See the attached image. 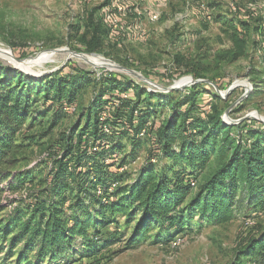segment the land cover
<instances>
[{
	"label": "trees",
	"instance_id": "1",
	"mask_svg": "<svg viewBox=\"0 0 264 264\" xmlns=\"http://www.w3.org/2000/svg\"><path fill=\"white\" fill-rule=\"evenodd\" d=\"M239 12L212 17L219 24L216 41L227 43L211 56L216 67L245 58L264 29V17L252 21ZM87 19L80 41L87 52H96L101 30L92 12ZM60 71L34 77L0 63V239L15 256L14 264H30L29 259L69 264L76 253L96 255L103 244L119 240V228L110 227V218L118 216L134 222L125 240L129 246L152 231L169 244L186 235L194 217L201 227L224 225L239 208L250 215L264 211V122L224 123V110L213 98L218 95L210 97L202 83L171 100V91L146 90L115 74L100 82L85 70ZM260 81L264 84V78ZM89 85L85 121L63 134L60 154L37 181L21 167L31 142L26 129L49 112L75 113ZM70 105L72 112L64 109ZM163 107L168 115L152 126L149 115ZM142 152L144 160L130 169ZM114 154L121 155L118 165H127L123 172L111 160ZM227 264H264V229L246 236Z\"/></svg>",
	"mask_w": 264,
	"mask_h": 264
},
{
	"label": "rangeland",
	"instance_id": "2",
	"mask_svg": "<svg viewBox=\"0 0 264 264\" xmlns=\"http://www.w3.org/2000/svg\"><path fill=\"white\" fill-rule=\"evenodd\" d=\"M230 2L252 21L264 17V0H0V63L34 77L54 70H62V74L81 69L101 82L105 76L115 74L161 93L178 85L169 90L171 100H177L192 84L202 83L206 94L218 95L219 98H213L216 106L224 110L221 115L224 122L238 123L244 118L264 122V84L260 81L264 76V29L256 33L257 45L249 49L245 58L216 67L211 57L227 46L226 42L216 41L219 24L212 17L227 12ZM107 5H111L118 23L116 29L105 19L103 9ZM89 12L101 30V46L96 52H87L80 41L89 28ZM154 12L158 13V19L151 22L149 16ZM109 63L138 75L118 70ZM91 92L89 85L78 97L75 113L55 116L49 112L26 129L31 142L21 167L28 168L37 181L60 154L58 142L80 121ZM168 112V107L151 112V125L160 124ZM148 140L146 144L150 146ZM144 154L130 169L141 164ZM239 209L233 220L224 225L206 222L197 227L194 217L189 229H184L183 244L173 250L156 237L155 231L127 246L125 240L134 222L126 224L123 216L110 218L113 221L110 227L119 228L116 236L119 240L103 244L96 255L76 253L69 264H227L246 236L257 227L264 229V211L245 217L248 215L245 209ZM7 253L8 244L0 239V264H14L15 256ZM32 261L29 259L30 264Z\"/></svg>",
	"mask_w": 264,
	"mask_h": 264
},
{
	"label": "built area",
	"instance_id": "3",
	"mask_svg": "<svg viewBox=\"0 0 264 264\" xmlns=\"http://www.w3.org/2000/svg\"><path fill=\"white\" fill-rule=\"evenodd\" d=\"M118 9L120 10L121 8L120 7H118ZM228 9L231 11V12H233V13H236L239 9H237V7H236V5L233 3V2H230L229 3V5H228ZM103 13H104V15H105V19L108 21V23H110L111 24V26H112V28L113 29H116V27H118V23H116V19L113 17V15H112V13H111V5H107V6H105L104 7V9H103ZM240 16H242V17H244V18H246V15H243L244 14V12L242 11V10H240ZM157 19H158V13L157 12H154V13H152L150 16H149V20L151 21V22H155V21H157ZM142 33H144V31L142 32ZM245 89H247V88H245ZM114 104H117V102H114ZM66 111H68V112H72L73 110H74V107L73 106H66L65 108H64ZM210 109V105L209 104H207V106H206V110H209ZM235 122H237V121H233V122H224V123H229V124H231V123H235ZM148 125H150L149 123H147V126ZM146 134V131H145V128L144 129H142V131L140 132V135L141 136H143V135H145ZM120 154H114L113 156H112V158H111V160L117 165V171L118 172H123L124 170H126L127 169V165H118V162H119V158H120ZM106 161H108V159H106ZM192 185L194 184L193 182L191 183ZM116 184L115 183H113L112 185H111V188H113L114 186H115ZM98 193H100V192H98ZM184 237L183 236H177V237H175V238H173L170 242H169V247H170V249H176V248H179L182 244H183V242H184Z\"/></svg>",
	"mask_w": 264,
	"mask_h": 264
},
{
	"label": "water",
	"instance_id": "4",
	"mask_svg": "<svg viewBox=\"0 0 264 264\" xmlns=\"http://www.w3.org/2000/svg\"><path fill=\"white\" fill-rule=\"evenodd\" d=\"M16 64V63H15ZM109 65H111L112 67H114V68H116V69H118V70H123V71H125V70H127V71H131L133 74H138V73H136L135 71H133V70H129V69H126V68H124V67H122V66H119L118 64H115V63H109ZM16 66V65H15ZM17 67V66H16ZM20 67V66H19ZM143 80H146V81H148V82H150L148 79H145V78H142ZM151 84H152V82H150ZM176 87H178V85L176 86V85H173V86H171V87H168V88H166L165 90L166 91H169V90H171V89H174V88H176ZM224 115H225V118H227V115H226V112L224 113ZM235 123H237V122H235ZM227 124H229V123H227Z\"/></svg>",
	"mask_w": 264,
	"mask_h": 264
},
{
	"label": "crops",
	"instance_id": "5",
	"mask_svg": "<svg viewBox=\"0 0 264 264\" xmlns=\"http://www.w3.org/2000/svg\"><path fill=\"white\" fill-rule=\"evenodd\" d=\"M125 71H127V70H125ZM127 72H130V73H132L131 71H127ZM136 76L138 75V74H135ZM262 78L264 77V76H261Z\"/></svg>",
	"mask_w": 264,
	"mask_h": 264
}]
</instances>
